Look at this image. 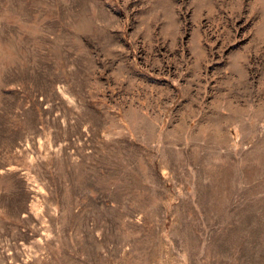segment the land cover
<instances>
[{"label": "rangeland", "instance_id": "rangeland-1", "mask_svg": "<svg viewBox=\"0 0 264 264\" xmlns=\"http://www.w3.org/2000/svg\"><path fill=\"white\" fill-rule=\"evenodd\" d=\"M0 264H264V0H0Z\"/></svg>", "mask_w": 264, "mask_h": 264}]
</instances>
